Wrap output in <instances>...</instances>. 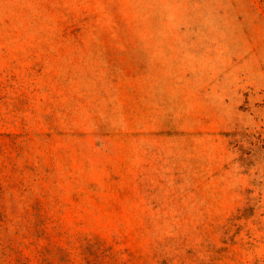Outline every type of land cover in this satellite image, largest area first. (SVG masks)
Segmentation results:
<instances>
[{"label": "rangeland", "instance_id": "rangeland-1", "mask_svg": "<svg viewBox=\"0 0 264 264\" xmlns=\"http://www.w3.org/2000/svg\"><path fill=\"white\" fill-rule=\"evenodd\" d=\"M0 264H264V0H0Z\"/></svg>", "mask_w": 264, "mask_h": 264}]
</instances>
